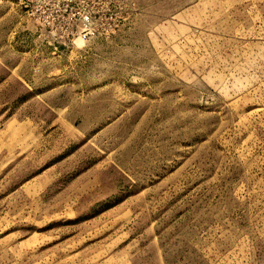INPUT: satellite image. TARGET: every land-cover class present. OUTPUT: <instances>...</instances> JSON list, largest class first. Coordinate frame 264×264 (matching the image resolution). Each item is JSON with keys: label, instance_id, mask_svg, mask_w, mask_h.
I'll list each match as a JSON object with an SVG mask.
<instances>
[{"label": "rangeland", "instance_id": "1", "mask_svg": "<svg viewBox=\"0 0 264 264\" xmlns=\"http://www.w3.org/2000/svg\"><path fill=\"white\" fill-rule=\"evenodd\" d=\"M0 0V264H264V0Z\"/></svg>", "mask_w": 264, "mask_h": 264}, {"label": "built area", "instance_id": "2", "mask_svg": "<svg viewBox=\"0 0 264 264\" xmlns=\"http://www.w3.org/2000/svg\"><path fill=\"white\" fill-rule=\"evenodd\" d=\"M16 1H17L18 4H20L23 7H27L28 6V3H27L28 0H16Z\"/></svg>", "mask_w": 264, "mask_h": 264}]
</instances>
